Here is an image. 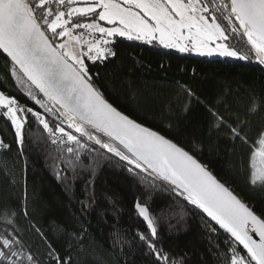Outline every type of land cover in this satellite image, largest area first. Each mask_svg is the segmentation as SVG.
Returning <instances> with one entry per match:
<instances>
[{
    "label": "snow or ice",
    "instance_id": "1",
    "mask_svg": "<svg viewBox=\"0 0 264 264\" xmlns=\"http://www.w3.org/2000/svg\"><path fill=\"white\" fill-rule=\"evenodd\" d=\"M115 37L148 44L158 41L181 53L248 60L247 53L229 43L246 37L248 52L264 65V0H0L5 78L14 79L43 109L22 107L15 97L0 91V116L14 126L20 154L30 114L42 126L31 142L56 146L57 155L49 153L48 158L67 191L73 187L69 170L73 180L84 173L93 177L100 158L116 160L146 187L163 188L202 210L210 218L206 226L212 232H217L215 222L228 234L223 264H264V214L258 215L201 163L199 145L188 150L138 122L113 106L97 85L88 62L115 57L109 47ZM180 87L189 97L194 95ZM256 110L255 104L249 109ZM209 111L216 128L226 127L233 139L248 145L247 164L241 170L254 190L264 191V130L250 142L246 121L237 117L233 127L223 115ZM0 150L10 151L11 146L0 140ZM91 183L86 180L85 191ZM80 203L82 210L91 206ZM135 207L150 230L138 233L148 254L156 257L157 264H181L159 246L156 220L147 202ZM24 215L28 216L26 209ZM5 222L12 231L0 232V264H40L14 219ZM30 228L47 244L49 261L70 264L71 258L60 257L39 227L30 224ZM119 242L117 237L115 244Z\"/></svg>",
    "mask_w": 264,
    "mask_h": 264
},
{
    "label": "trees",
    "instance_id": "2",
    "mask_svg": "<svg viewBox=\"0 0 264 264\" xmlns=\"http://www.w3.org/2000/svg\"><path fill=\"white\" fill-rule=\"evenodd\" d=\"M109 47L115 57L103 63L88 62L109 102L188 150L199 145L201 163L258 215L264 214V191L254 190L241 170L247 164L248 145L233 139L226 127L216 128L209 111L220 113L233 127L237 117L246 121L250 142L264 130V65L248 52L251 46L246 37L239 48L249 55L248 60L182 54L156 41L148 44L122 37L113 38ZM181 85L194 95L189 97ZM0 91L43 111L30 102L14 79L5 78L3 57ZM253 104L255 113L249 111ZM41 127L29 114L21 155L14 126L0 116V140L11 146L10 151L0 150V232H11L5 218L14 219L40 264L55 261L46 258L47 244L30 224L42 230L60 257H70V264H157L138 239V233L149 230L136 212L137 202H147L156 220L159 246L173 261L223 264L228 234L215 222L217 232H212L206 226L210 218L200 209L163 188L146 187L116 160L100 158L93 177L84 173L73 180L69 170L73 187L67 191L48 158L49 153L57 155L56 146L31 142L41 134ZM87 179L92 183L85 191ZM81 201L91 206L82 210ZM117 237L119 244H115Z\"/></svg>",
    "mask_w": 264,
    "mask_h": 264
},
{
    "label": "rangeland",
    "instance_id": "3",
    "mask_svg": "<svg viewBox=\"0 0 264 264\" xmlns=\"http://www.w3.org/2000/svg\"><path fill=\"white\" fill-rule=\"evenodd\" d=\"M122 38H125V37H122ZM113 39V38H112ZM239 39V38H238ZM156 42H158V41H156ZM159 43V42H158ZM229 43H231V44H234L236 47H237V49L239 50V51H241L240 50V42L239 43H237V42H235V41H229ZM172 50H174V51H176V52H179L178 50H176V49H172ZM179 53H181V52H179ZM190 53H195V52H184V53H182V54H190ZM195 54H197V53H195ZM199 55V54H198ZM202 56V55H201ZM203 56H207V55H203ZM207 57H222V56H219V55H212V56H207ZM231 58H234V57H231ZM236 59H238V58H236ZM18 87H19V89H21V91L23 92V94L24 95H26V97L30 100V102L31 103H33V104H35V102L26 94V90L22 87V86H19L18 85ZM6 95H8V94H6ZM9 96H13V95H9ZM13 97H15V99L18 101V103H19V105L20 106H22V107H32V106H30V105H27L26 103H23L22 101H20L16 96H13ZM36 105V104H35ZM37 107H39L38 105H37ZM33 108V107H32ZM35 110V109H34Z\"/></svg>",
    "mask_w": 264,
    "mask_h": 264
},
{
    "label": "water",
    "instance_id": "4",
    "mask_svg": "<svg viewBox=\"0 0 264 264\" xmlns=\"http://www.w3.org/2000/svg\"><path fill=\"white\" fill-rule=\"evenodd\" d=\"M202 211V210H201ZM136 212H137V214H138V209H136ZM139 215V214H138ZM140 217V216H139ZM140 219L146 224V226H147V222L146 221H144L143 220V218L142 217H140ZM150 231V230H149Z\"/></svg>",
    "mask_w": 264,
    "mask_h": 264
},
{
    "label": "bare ground",
    "instance_id": "5",
    "mask_svg": "<svg viewBox=\"0 0 264 264\" xmlns=\"http://www.w3.org/2000/svg\"><path fill=\"white\" fill-rule=\"evenodd\" d=\"M247 39V38H246Z\"/></svg>",
    "mask_w": 264,
    "mask_h": 264
}]
</instances>
